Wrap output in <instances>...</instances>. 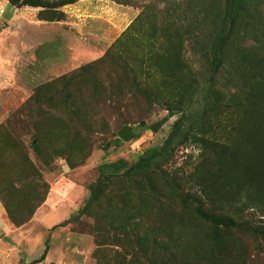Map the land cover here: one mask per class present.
Listing matches in <instances>:
<instances>
[{
    "label": "rangeland",
    "instance_id": "374dc122",
    "mask_svg": "<svg viewBox=\"0 0 264 264\" xmlns=\"http://www.w3.org/2000/svg\"><path fill=\"white\" fill-rule=\"evenodd\" d=\"M125 1L42 20L0 0V236L23 233L25 260L46 245L39 264L152 260L162 243L185 264H264V0L239 2L203 141L139 178L122 172L204 85L223 0Z\"/></svg>",
    "mask_w": 264,
    "mask_h": 264
},
{
    "label": "trees",
    "instance_id": "16d2710c",
    "mask_svg": "<svg viewBox=\"0 0 264 264\" xmlns=\"http://www.w3.org/2000/svg\"><path fill=\"white\" fill-rule=\"evenodd\" d=\"M10 5L18 8L21 6L40 7L37 12V17L42 20H59L63 13L59 9L62 5L71 3L75 0H6ZM118 2L126 3L125 0H118ZM240 0H223L221 16L217 25V29L209 43L207 67L205 69L204 85L198 90L192 88L188 90L181 103L180 115L172 122L169 132L162 140L161 144L146 152V154L139 158L133 165L127 167L122 175L129 178H139L146 176L150 171L159 168L161 164L166 162L173 152L179 146L189 144L191 142H202L201 135L204 133L203 129L206 126L208 117L217 109L218 95L211 82L215 73L219 70L223 63L224 49L227 43V38L234 25L236 14L239 10ZM196 90V91H195ZM88 196L84 201L80 210L72 215L77 218L80 212L91 205L97 197L95 188H88ZM94 244L96 251L105 243H99L96 240V233L94 232ZM140 247V246H139ZM175 252L176 245H172ZM172 247L169 249L168 245L160 244L157 246L154 256L145 253V248L139 249V255L130 252L131 260L128 259L127 264H185L183 256H178L173 253ZM46 251L44 246L41 254L30 261L28 264H35L43 259ZM103 251V249L101 250ZM105 251V249H104ZM149 256V257H148ZM93 257L98 263L95 251ZM122 259V258H121ZM141 259V260H140ZM123 260V259H122ZM151 260V261H150ZM123 264V263H121ZM126 264V262H125Z\"/></svg>",
    "mask_w": 264,
    "mask_h": 264
},
{
    "label": "crops",
    "instance_id": "0c3cea01",
    "mask_svg": "<svg viewBox=\"0 0 264 264\" xmlns=\"http://www.w3.org/2000/svg\"><path fill=\"white\" fill-rule=\"evenodd\" d=\"M51 191L49 190L44 199L40 202V208L46 207L47 209L50 210V213H53L54 211H52L51 209L56 210L55 208H51L50 206L54 207L53 205V200L51 199ZM70 204H73V202L69 201ZM71 207H64L63 209L66 210V212H70ZM54 214V213H53ZM51 216H54V215ZM0 220H3L2 217V209L0 207ZM2 234V233H1ZM21 234V235H19ZM15 233V234H5L3 233V235L0 236V264H28L30 261H32V259L29 260H25V254L26 251L23 247L24 244V238H23V233ZM7 236H11L10 238H8ZM43 250V249H42ZM41 253V252H40ZM39 253V254H40ZM47 255V251L45 252V256L43 258V260L45 259ZM42 261V260H41ZM40 261V263H41ZM35 264H39V262L35 263Z\"/></svg>",
    "mask_w": 264,
    "mask_h": 264
},
{
    "label": "water",
    "instance_id": "95a60500",
    "mask_svg": "<svg viewBox=\"0 0 264 264\" xmlns=\"http://www.w3.org/2000/svg\"><path fill=\"white\" fill-rule=\"evenodd\" d=\"M129 128L128 127H123L119 132H118V136L121 139H127L129 137Z\"/></svg>",
    "mask_w": 264,
    "mask_h": 264
}]
</instances>
